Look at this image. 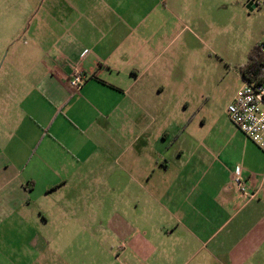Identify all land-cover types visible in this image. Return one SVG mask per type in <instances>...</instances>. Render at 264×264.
I'll return each mask as SVG.
<instances>
[{
	"label": "crops",
	"instance_id": "obj_1",
	"mask_svg": "<svg viewBox=\"0 0 264 264\" xmlns=\"http://www.w3.org/2000/svg\"><path fill=\"white\" fill-rule=\"evenodd\" d=\"M0 2V264H264V150L205 57L224 0Z\"/></svg>",
	"mask_w": 264,
	"mask_h": 264
},
{
	"label": "rangeland",
	"instance_id": "obj_2",
	"mask_svg": "<svg viewBox=\"0 0 264 264\" xmlns=\"http://www.w3.org/2000/svg\"><path fill=\"white\" fill-rule=\"evenodd\" d=\"M248 5L249 0H224L217 5V12L208 15L206 20L208 50L205 57L208 72L214 75L215 82L211 85L217 90L215 104L219 107L226 104L230 94H235L236 83L242 82L240 76L237 79L239 68L247 63L256 47L264 43V0H260V5L252 10ZM14 26L8 6L0 2V37L12 31ZM221 73L223 76L220 78ZM114 202H118L115 195L111 198L113 207ZM105 233L104 230L95 231L97 238H103ZM112 237L115 238L114 234Z\"/></svg>",
	"mask_w": 264,
	"mask_h": 264
},
{
	"label": "built area",
	"instance_id": "obj_3",
	"mask_svg": "<svg viewBox=\"0 0 264 264\" xmlns=\"http://www.w3.org/2000/svg\"><path fill=\"white\" fill-rule=\"evenodd\" d=\"M261 56L260 69L255 81L245 82L226 108L229 121L250 141L264 150V43L258 46ZM83 83L81 73L74 71L69 78L71 88L77 90ZM242 170L233 171L236 189L246 194Z\"/></svg>",
	"mask_w": 264,
	"mask_h": 264
},
{
	"label": "trees",
	"instance_id": "obj_4",
	"mask_svg": "<svg viewBox=\"0 0 264 264\" xmlns=\"http://www.w3.org/2000/svg\"><path fill=\"white\" fill-rule=\"evenodd\" d=\"M261 63V56L258 47L250 54L245 65L239 68V73L245 82L251 83L258 76Z\"/></svg>",
	"mask_w": 264,
	"mask_h": 264
},
{
	"label": "water",
	"instance_id": "obj_5",
	"mask_svg": "<svg viewBox=\"0 0 264 264\" xmlns=\"http://www.w3.org/2000/svg\"><path fill=\"white\" fill-rule=\"evenodd\" d=\"M249 6V5H248Z\"/></svg>",
	"mask_w": 264,
	"mask_h": 264
}]
</instances>
